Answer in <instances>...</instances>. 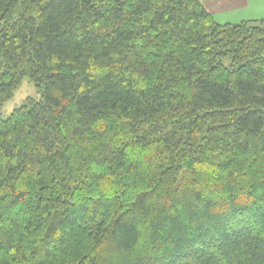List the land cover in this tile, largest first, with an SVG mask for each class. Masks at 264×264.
I'll list each match as a JSON object with an SVG mask.
<instances>
[{"label": "trees", "instance_id": "trees-1", "mask_svg": "<svg viewBox=\"0 0 264 264\" xmlns=\"http://www.w3.org/2000/svg\"><path fill=\"white\" fill-rule=\"evenodd\" d=\"M26 79L41 99L0 115V264H264V19L0 0V109Z\"/></svg>", "mask_w": 264, "mask_h": 264}, {"label": "crops", "instance_id": "crops-1", "mask_svg": "<svg viewBox=\"0 0 264 264\" xmlns=\"http://www.w3.org/2000/svg\"><path fill=\"white\" fill-rule=\"evenodd\" d=\"M218 24L264 19V0H201Z\"/></svg>", "mask_w": 264, "mask_h": 264}, {"label": "rangeland", "instance_id": "rangeland-1", "mask_svg": "<svg viewBox=\"0 0 264 264\" xmlns=\"http://www.w3.org/2000/svg\"><path fill=\"white\" fill-rule=\"evenodd\" d=\"M226 65H230V60H224ZM28 98L36 100L41 99V93L37 87L28 79L24 80L20 88L14 93L11 100L6 102L0 109V115L3 119H7L13 111L20 108Z\"/></svg>", "mask_w": 264, "mask_h": 264}]
</instances>
